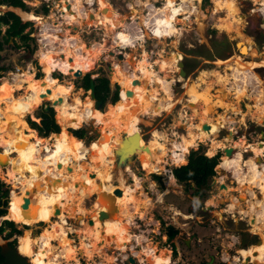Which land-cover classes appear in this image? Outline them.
<instances>
[{
    "label": "rangeland",
    "instance_id": "374dc122",
    "mask_svg": "<svg viewBox=\"0 0 264 264\" xmlns=\"http://www.w3.org/2000/svg\"><path fill=\"white\" fill-rule=\"evenodd\" d=\"M25 1L28 4V8H30L29 10L34 12L36 16L41 17L45 23L48 18L46 15L50 12V9H53L51 13L54 12L53 16L56 18L58 15L56 12L57 5L63 3L62 0H49L48 6H46L44 0ZM167 1L168 0H94L92 4L93 7L90 6V2L84 3L85 9L83 8V11L94 8V10L101 14V17L97 20L98 22L93 21L88 24L71 22L68 17L63 15V19H66V23L63 21L65 28L69 22H71L72 25H77L76 30L69 27L64 30L65 33L69 31L72 35H76L77 39L75 40H77V43L83 42L88 48L92 47L94 43L102 47L91 68L85 69L83 67L81 70V67H78V69L82 71V74L90 72L91 76H97L102 73L108 76L111 91L109 97L101 105L100 109H102L101 111L104 112V114L114 111V116L117 118L116 129L120 137V142L123 134H132L135 131L138 132V147L135 152H133L134 156L130 155L129 163L127 162L126 166H130L132 171L141 177L142 184L141 188H136L129 171L126 172V167V170L123 168L116 170L118 172L122 171V180L125 181V185L132 190L135 188L137 191L126 195V198L119 202L109 204L111 202L108 203L104 201L102 204L103 206L99 208V212L101 210L106 211L108 217L99 220V222L95 220L92 214L86 215L84 213H81L84 217L83 219H80L78 214L77 217H69L70 215L67 213L68 217L63 218L61 214L57 216L52 215L47 221L41 220L32 224H28L24 220L20 222L13 220L15 226L20 229V233H16L15 240L13 241L17 243V248H19L22 243L23 237H29L35 245L33 255L27 256L33 264H41L43 260L41 257V246L44 239H49L50 242L58 248L61 246L62 243L60 240H55L53 238L54 231L50 227V224L58 222L59 220H63L62 222H64L66 228L68 239L65 241L68 243H66L67 245L70 244V246H75L76 248L84 242H88V237L86 236H88L89 233L86 234L84 229L95 230L96 233H98L97 249L100 243L102 245L105 244V241L110 243H106L107 245H103L106 247L101 248L103 254H97L94 253V251L93 255L88 257L87 254L82 255L77 251L75 254H72L71 259L61 254L53 264H67V262L70 264H105V262H108V259L113 264H131L127 259L128 256H133L132 253L136 255V257H133L137 260L132 264H140L139 260H146L148 256L142 248V245H144L146 241L157 244L154 246L156 247L157 255H161L162 253L166 254L168 261H170L169 258H173L168 264H202L203 260L207 261L211 256H214L212 264H236V258L241 255L240 253H243L244 256L241 260L246 258L247 264H250L248 263L250 261L259 264L258 261H256L258 259L257 255L254 253L251 255L249 250L260 248L263 244V238L260 233L254 231L255 227L248 225L245 220L246 218H248L249 221L254 219V223L264 231V176L258 177L253 172L252 175H254V177H252L251 180L253 185L249 186H252L254 193H252V190L249 191V189H241L242 187H240V193L245 195V199H238L237 202V196H234L236 191H233L234 188L236 190L238 186L237 178L233 176V171H222L219 169L220 167H218V165L228 158V155L221 151L226 145L233 146L235 149L233 150L234 156L236 155L239 157V159L242 160L241 162L247 164L251 169L252 166L249 164L251 161L256 164L260 163V161L264 163V137L261 134V130L263 131L262 133H264V101H259L258 98L255 97L256 93H249L250 86H247L250 76L264 81V20H262L263 15L261 12L257 10L258 7L261 6V0H174L176 5L174 4L173 14H178L177 19L173 15L171 17L173 19L170 18L168 21L159 22L156 26L157 28H153L142 38L135 39L139 34V29L141 31V28H146V30L149 31V25L148 27L145 26L142 17H148L150 12H154L152 9L163 7ZM43 6L47 7V11L43 9ZM183 6L184 11L179 13L178 8L180 9ZM7 8L8 5L0 3V11ZM16 11L17 14H20V16L26 20L29 19L26 15L31 14L19 9H16ZM108 11L118 13V15L116 14L117 17L113 14L109 16L107 14ZM41 14L45 16L43 17ZM85 17L87 16H83L81 19ZM60 20L61 18L58 17V21ZM118 20H121L119 26L113 29L112 23H116ZM34 21L35 22L30 21L29 26L37 32V22L36 20ZM44 29L50 30V33L55 34L52 28H49V25L44 27ZM163 33H167V36L163 37ZM118 34H125L126 37L128 36L127 38H130L128 40L129 42L123 44L124 39L119 37ZM15 40V44H13L12 40L9 39L0 50L2 54L0 64L7 67L0 71V84L4 78L12 81L13 78L10 73L14 71L15 65L27 69L25 68L27 62H31V70L32 72H36L39 83L48 82L46 72L43 70L41 61L38 57V51L43 47H38L35 41L29 40L30 48L33 46L31 50L22 45L18 38ZM72 40H74V38ZM246 40L254 41L253 43L259 53L258 55H252L251 53L240 54L238 52L235 41L245 43ZM16 42L21 45L17 46ZM127 44L130 46L127 47ZM131 49L136 56L137 63H139L138 61L144 62V65L148 69L154 68L158 70L159 74L161 73L162 76H165L167 80H169L170 89L172 93L174 92L172 95L174 98L178 99L170 111L163 110L160 114L155 115H152L151 112L141 116L138 113L137 115L132 114L134 121L129 117L131 116V112L129 113L130 106H143L144 96H136L137 102H135V98H133L134 92L128 89V85L124 84V80L120 77L118 70L119 66L128 69L130 62L129 60L121 61L117 59L116 54L119 52L124 54ZM110 51H113L114 54H110ZM236 54L242 55L239 57L240 60L238 61L242 71L250 70L254 72H247V74L244 75L246 79V85H244V87L246 90L241 96H236L235 90L231 88V81L233 78L231 76L229 77V70H227L229 82L228 80H226L227 82H222L215 75V69L225 74L224 69L226 65L223 62L217 63L216 61L230 60L234 58ZM178 60L183 62V68L186 74L179 73L180 67L178 65ZM171 62L174 64H171L169 70L166 64ZM164 68L166 69L162 70ZM73 70L76 69L68 67L67 71L61 68L52 70L51 80L53 84L47 87L50 92L49 94L52 96L50 98L51 101L49 99L41 100L32 112L30 111L25 114L26 121L28 118L34 121L39 120L37 113L40 106L47 103L51 104L52 101L56 100L54 99V89L59 83L66 86L72 84V93H78L82 99L88 100L89 89L85 90L82 86H77L78 83H81V80L79 79L80 76L75 77L72 74ZM112 71H114L113 76H111ZM178 81L179 83H177ZM145 82L146 87L143 88L139 85V91L142 89L145 90L147 94H157L160 97L163 96L160 86L155 83V81L149 82V80H145L142 81V84ZM186 82L188 84L187 88ZM116 84L119 85V90L121 87L120 92L123 96V104L119 106H115L119 100L115 104L110 102V96ZM262 84L264 85L263 82ZM22 92H24L23 89L15 91V95H21L23 94ZM140 93L142 92L140 91L138 94L140 95ZM186 98L189 99L188 102ZM69 100H71V98ZM190 103L194 104V108ZM58 104L59 103L55 104V106L57 107ZM52 106L55 120L61 126V132L57 136L67 138L68 136L62 135L64 129L78 128L85 125L84 122L77 125L74 124V126L63 125V123L59 122L60 119L58 120L57 118V114L60 110L58 111L54 104ZM92 108L94 109L95 115L98 114V111L100 114V109ZM180 112L185 115L183 119ZM32 116L38 117V119H34ZM105 118L106 117L103 118V121L99 120L100 124L94 123L93 129L90 132H86L83 136V141H81V144L86 148L83 158L87 161L82 162V166L86 167V165H90V168L85 169V172L93 182H89L92 192L89 193L86 190L87 186H82V194H80V196L83 198L84 195V197L87 198L86 206L91 207L94 206L93 201L97 200V196H99L97 192L104 175L113 173L112 166H110L109 163L113 162V164H116L114 158L109 157L110 155L108 156L110 159L107 158L106 160L97 159L94 156L95 152L99 149L101 141L103 142L105 133L109 130L107 127L108 124L105 123ZM106 120L111 119L106 118ZM179 121L180 123L195 125L192 133L196 134L194 135L196 144L190 146L189 149H195L197 147L202 148L208 156L213 155L216 150L220 149V162L215 165L216 173L208 179L213 187L202 186L200 190L203 189L201 192H204V194L201 197L191 193L196 187L193 181L189 183H185V181L180 182L174 177L170 182L167 181L169 173L164 172V174L156 175L154 172L152 173L142 166L149 152H152L157 160L161 158L159 160L162 162L165 157L167 164L175 160L169 141L168 143L162 141L160 142L161 144H159L153 139V131H155L154 133L160 132L161 134H167L169 139H180V134L186 138L187 131L183 125L181 126L178 124ZM204 122L209 125L208 130L202 128ZM10 125L0 116V137L6 142H11V138L14 137L17 142L19 141L18 144L23 147L27 142L35 140L34 138H30V134H27V131H24V129L18 130ZM110 125L111 124L108 126ZM9 126L11 127L10 130H8ZM33 131L36 136L43 138L36 130ZM52 134L53 133L50 132L46 135L47 137H45L47 139L52 138ZM40 138L37 137L36 139L41 140ZM55 140L56 139L53 138V140L50 141L52 145L49 144V147L54 145L56 142ZM145 149H148L149 152L145 153ZM253 149L255 151V156H250L253 154ZM188 151L185 152V162ZM0 152L4 153V148L0 147ZM17 154L18 152L14 153L12 156L15 157ZM40 155L42 158L44 157L47 159L49 153L46 149H43ZM258 156H260L262 160L258 161ZM130 162L133 164L130 165ZM163 163L162 166L159 165L156 168L148 167L146 164L144 165L150 169L162 170ZM227 163L228 161L226 160L225 169H227ZM35 165L37 164L35 163ZM70 166L73 168V173L81 172V169L77 168L76 162L75 164L71 163ZM92 166H94V168ZM170 167L173 168L174 164L172 163ZM10 171H13V169L9 166V163H3L0 159V181L3 182V189L7 188L9 192L8 196H2V193H0V213H2V211L6 212L7 207H9L7 213L9 214L11 208L13 182H11ZM26 172L27 175H29L35 171L31 169ZM7 178H9V181L6 180ZM214 179H216V181H214ZM218 179L219 181L223 179L224 182L234 186H230L232 190H228L227 195H224V199H221L222 194L227 191H219V184H216ZM153 180L154 183L151 185V181ZM17 192L19 194L22 193L21 191ZM36 193L29 194L27 190L26 194L23 195L29 202L31 198V204L34 203L35 208L37 206L39 207V205L36 204ZM9 196L10 202L8 206ZM232 198L239 203L238 205L240 207H236L244 209L245 211L248 210L249 206L254 201V208L257 210V215L252 216L244 212L241 213L244 219L233 221L225 211L226 209L224 207L226 206L223 204L221 205L223 202L222 200H231ZM74 201L71 202L74 203ZM23 204L24 203L21 204V208L26 209V205ZM106 204H109V206ZM126 206L134 208V213L123 216V211L127 210ZM207 206H212L213 210L208 212ZM231 211H233L235 215L237 214L235 209ZM111 214L115 215L116 218L118 217L116 229L113 230V233L107 230ZM4 219L5 218H0V224L3 223ZM89 219L94 221L93 225L89 224ZM128 222L131 224L130 228L128 230H122L121 227L123 224ZM169 224L178 229L177 233L170 240L167 239L165 232V227ZM5 228H10V226L4 223L3 231H5ZM2 232L0 233V241L4 240ZM78 232L82 234L81 239ZM136 234H140L141 236H137ZM19 236H21L20 239ZM258 238H260V242L256 241ZM136 239L138 244L136 243ZM235 240H239V245L232 244ZM173 245L179 249V252H177L178 254L173 253V257H171L170 250ZM58 252L59 250L57 249V254H59ZM223 255L228 257L226 258L228 260H222ZM104 256L107 260H105ZM46 260H48V257H45V261Z\"/></svg>",
    "mask_w": 264,
    "mask_h": 264
},
{
    "label": "bare ground",
    "instance_id": "6f19581e",
    "mask_svg": "<svg viewBox=\"0 0 264 264\" xmlns=\"http://www.w3.org/2000/svg\"><path fill=\"white\" fill-rule=\"evenodd\" d=\"M62 2H63L62 7L64 8L62 10L65 11L62 13V17L63 15H65L66 17H68L69 21L71 22H79L82 24L84 23L88 24L89 22L92 23L93 21L98 22L97 20L101 17V14L97 12L96 10H94V8L83 11V8L85 9L84 3L90 2V6H92V4L94 3V0H62ZM174 4H175L174 0H168L163 5V7L152 9V11L154 12L153 13L150 12L148 17H145V16L142 17V20L144 21L145 26L148 27L149 25V31L146 30V28H141V31L139 29V32H138L139 34L136 36L135 39L142 38L143 36L147 35L153 28L154 29L157 28L156 26L159 22L166 21V20L168 21L173 15L177 19L178 14H173ZM261 4H263L262 9H264V0H261ZM12 8L14 9L16 7H12ZM183 8L184 6L180 9L178 8V12L181 13V11H184ZM90 12L92 13L91 17L89 16ZM107 14L109 16H112L113 14L116 17L118 15V13L111 12V11H108ZM83 16H87V17H85L84 19H81ZM26 17L29 19L36 20L37 22L36 24L42 27L43 35L48 36V38H50L51 40L60 39V42L62 41V44H60V46L58 47L47 46L46 49L40 48V50L38 51V57L41 61L43 70L46 72L48 82L39 83L36 76H34V73L24 74L25 71H32L30 67H28L27 69H23V72L21 74L13 73L12 77L15 78L14 81H10L7 78L2 79L1 81V84H0L1 85L0 86V116H2L9 125L11 124L13 127H15V129H18V130L28 129V131H30L31 133L30 138L32 139L34 138L35 140L32 142H27L25 145H23V147H20V145L16 142V140H13L11 142H5V140L2 137H0V147L4 148L5 150L4 153L0 152V159L3 163L4 162L9 163V166L13 169V171H10L11 182H13L12 183L13 192H12V197H11L12 199L11 208H10L9 214L1 216L0 218H9L16 222H20L24 220L26 223L32 224L34 222H38L41 220L47 221L52 215L57 216L59 214H61L63 218L68 217V215H70L69 217H77V214H78L79 218L83 219L84 217L81 213H84L86 215L92 214L95 220L99 222V220H103L108 217V213L102 219L99 218V215H98L99 208L100 206L101 207L103 206L102 204L104 203V201H107L108 203L111 202L109 204H112L113 202H119V201L124 200L126 198V195H129L131 192H136L137 190L135 188L132 190L130 187L128 188L125 185V181L122 180V171H119L117 173L116 172L109 173L107 175H104V178L102 179L100 188L98 189V192H97L99 196H97V200L93 201L94 206L92 207L86 206L87 198H85L84 195H83V198L82 196H80V194H82L81 188L82 186H87L86 190L89 193H91L92 191H91L89 182L92 183L93 181L90 180L89 175L85 172V169H89L90 165H86V167L82 166V162H87L83 158L86 152L85 146H83L82 144L78 142L71 143L67 138L57 136L59 135V133H53L52 138H49V139H47L46 137H43L42 140H37L36 134L33 131L35 130V128L29 126V124L27 123L25 119V114L30 111L32 112V110L36 107L37 104L41 102V100L49 99L51 101L50 98L52 96L49 94L50 92L48 91L47 87L53 84L51 80L52 70L61 68L62 70L64 69V71H67L68 67H72L74 69H78V67H81V70L83 69V67L85 69H89L92 67V64L94 63V61H96L95 58L100 53L102 47L99 44L94 43L92 47L88 48L87 46H85V44H83V42L77 43L76 42L77 40H75L77 39L76 35H72L69 31L66 33L64 32V30H66L68 27L74 30L77 29V25H75L76 27H74L71 22H69L66 25V28L64 27L65 29H63L60 33L54 34V33H50L51 32L50 30H46L48 28L44 29V27L48 26L49 24L47 22L45 23V21L41 17H38L34 15L33 13L27 14ZM120 21L118 20L116 21V23L113 22L112 28L116 29L119 26ZM52 23L53 25L57 26L58 24H60V21L52 22ZM56 26L54 27L56 28ZM118 35L119 37H122L124 39L123 44H126L129 42L128 40L130 38L128 39L127 38L128 36L126 37L125 34H118ZM73 38L74 40H72ZM253 42H254L253 40H249V41L246 40L245 43L239 41L238 46H236V48L238 49V52L240 54H250L251 53L252 55H258L259 53L256 50ZM126 46L128 47L130 45L127 44ZM241 56L242 55L236 54V56L234 58H231L230 60L216 61L217 63L223 62L227 66L225 65V69L223 68L225 70V74L224 72L221 73L215 69V75L222 82L226 81L228 80L227 70H229L230 72L229 77L231 76L233 78L231 81V88L235 90L236 96L243 95L246 90L244 87L246 83L245 81L246 79L244 75L247 74V72L245 70L242 71L239 65V62H238L240 60L239 57ZM117 59L121 61L129 60L130 62V64L127 62L129 64L128 69L123 68V66H119L118 70H119L120 77L122 78V80H124V84L128 85V89L134 92L133 98H135V102H137L136 98L138 96H144L143 106H140V105L130 106L129 111L131 112V114L137 115L138 113L141 116V115H145L148 112H151L152 115H155V114H160L163 110L165 111L171 110V108L178 101V99L174 98V96L172 95L174 92L172 93V90L170 89V86H169V80H167L165 76H162L161 73L159 74V71L154 68L148 69L144 65V62L138 61L139 63H137L136 56L134 52L132 51V49L124 53L123 57L121 58L117 57ZM171 64H174V63L171 62L169 64H166L167 69L170 68ZM165 69L166 68L162 70H165ZM113 75H114V71L111 72V76ZM145 80H149V82L155 81V83H157L160 86V90L161 92H163V96L160 97L157 94H147L145 90H142V89H140L142 93H140L139 95L138 94L140 92L139 85L145 88L146 82L142 84V81H145ZM256 80L259 83H261V87L260 89H258V92L256 93L255 97H257L259 101H264V85L262 84V82L264 83V81L261 79H256ZM187 86L188 84L186 85V88ZM20 89L24 90V92H22L23 94L18 95V96L15 95V91H19ZM72 89H73L72 84H70V86H66L61 83H59L54 89V99L61 97L60 101H56L54 103V106L55 104L59 103L57 107L55 106V108L57 110H60V113L62 114V116L66 117L67 119L70 118L68 122L67 120L65 121L64 125L66 126L67 123H70V125H74V124L77 125L79 123H82L85 120H88L89 118H92L94 122H97L98 120L103 121L104 120L103 118L105 117L104 113L102 114L100 113L101 115L100 114L95 115L94 113V109L92 108L94 107L93 105L94 99L91 96L88 97V100L82 99L78 95V93H72ZM70 98L71 100H69ZM121 99H122V95L120 92V100ZM186 101L188 102L189 99L186 98ZM192 105L194 108V104ZM94 108L100 109L97 107H94ZM113 113L114 111H110L108 114V118H110L111 120L105 119V123H107L108 125L109 124L111 125L110 126L107 125L109 130L105 133L103 142L101 141L99 145V149L95 152L94 156L97 159L106 160L108 156L112 153L113 148L116 147L120 143V137L116 129L117 121ZM184 116L185 115L183 114L181 115L182 119L184 118ZM32 118L38 119V117L36 118L34 116H32ZM178 124L183 125L187 131L186 138L180 134L181 140L180 139H169L167 134L166 135L161 134L160 132L154 133L155 131H153V139L159 144H161L160 142L162 141L166 143H168L169 141V144L171 145V149L174 153L173 158L175 159V160H172V162L176 164L183 163L185 160V152L189 150L190 146H193L196 144V141L194 139V135L196 134L192 133L194 131L193 127L195 125L194 124L188 125L187 123H180V121ZM2 127H5V126H2ZM10 128L11 127L9 126L8 130H10ZM208 129L209 128H206L205 130H208ZM67 134H68V128L64 129L62 132L63 136H67ZM53 138H56L55 140L56 144H55L54 149L49 153V156L47 159H45L44 157L42 158L40 155L42 150L44 149L45 146H48L50 144V141L53 140ZM177 149H179L180 152H177ZM16 152H18V154L15 157H13L12 155ZM147 152H149V150L145 149V153ZM252 152L253 154L250 156H255L254 149L252 150ZM233 153L230 155L225 153L226 155H228V158L220 162L218 167L222 168L223 171L224 170L233 171L232 172L233 176L237 178V182H238L237 189L238 190H240V187H242L241 189H245V188L247 189L249 187V181H251L252 177H254V175H252L253 172L258 177L264 176V163L260 161L262 159H257L258 161H260V163L258 164L251 161L249 163L252 166V169H251L247 164H243L241 162L242 160H240L239 157H237L236 155L234 156ZM147 158H146L147 160L145 159V163L148 167H152V168H156L159 165L162 166V163L164 162L162 170L152 169L155 173L159 172V174H164L165 169H166V164H167V160L165 159V157L163 158L164 161L162 162L159 159L157 160L152 152H149V154L147 153ZM226 160L228 161L227 166H226L227 169H225ZM75 162H76L77 168L81 169V172H74V173L72 172L73 168L70 165L71 163L75 164ZM35 163L37 165H35ZM63 163L65 164V166ZM67 166H70L71 168L67 169ZM92 167L94 168V166ZM31 169H34L35 172L27 175L26 171H29ZM126 169L124 170L129 171L131 173L130 166L127 165ZM132 178L134 181V185H136V188H141L142 183H141L140 177L133 173ZM173 178H174V175L170 174L167 178V181H170V180L172 181ZM114 179L118 180V186H116L115 183H113ZM6 180L9 181V178H7ZM219 182H224V180L220 179ZM228 186L229 185L226 184L225 187H221L219 190L228 191L229 189H231ZM115 187H119L121 189L120 194L115 195L112 193V190ZM27 190L29 194L37 192L36 193V204L39 205V207L37 206L35 208L34 203L31 204V198L29 202L23 197V195L26 194ZM17 191H21L22 193L19 194ZM239 199H245V195L240 194ZM71 201H74V203H72ZM230 201L231 200H229L228 202L230 203ZM9 202H10V196H9ZM22 203L26 205V209L21 208ZM109 204H106V205L109 206ZM55 208H58L57 213H55ZM126 208L127 210H124L122 213L123 216L126 214L131 215L134 213V208L130 206H126ZM207 208L209 209L210 206H207ZM8 210H9V207H8ZM117 219L118 217L116 218L115 215L113 214L110 215L109 225L107 226L108 232L112 231L111 233H113V230L116 229ZM62 221L59 220L58 222L50 224V227L54 231L53 238L55 240H60L62 244L58 248L57 246L53 245L49 239L47 238L44 239L42 242V246H41L42 247L41 257L43 258L41 264H53L55 263V260L57 259V257H59V255L61 254L64 255L66 258L70 257L71 259L72 254L73 253L75 254L77 251L82 255L87 254L88 257H91L93 255V252L95 251V248L97 247L98 233H96L95 230H90V229L89 230L84 229L86 234L89 233V235L86 236L88 237V242H84L82 245H79V247H76V248L75 246H70V244L67 245L68 243L65 240H67L68 237L66 233V228L64 226V222ZM93 223H94L93 220L89 222L90 225H93ZM251 223H254V219L251 220ZM130 225H131L130 222H128V223L123 224L121 228L122 230H128L130 228ZM144 246H146L145 253L148 256L146 260L138 259L140 264H168L169 262H171L172 258H169L170 261H168L167 255L164 253H162L159 256L155 255L156 247H154L155 245L153 246L152 242L148 241V243L144 244ZM34 247L35 245L33 244V241L29 237H23L22 243L20 244L18 251L23 255L32 256L34 253ZM57 249L59 250L58 252L59 254H57ZM253 253L257 255L258 259L256 261H258L259 264H262V263L264 264L263 262L264 261V251L260 252L259 253L260 255H259L256 249H253ZM132 255L136 257L134 253H132ZM45 257H48V260L45 261ZM135 261L137 260L135 259ZM107 263L113 264L111 261H109V259H108V262H106L105 264ZM30 264H32L31 261H30ZM67 264H70V263L67 262ZM252 264H255V263H252Z\"/></svg>",
    "mask_w": 264,
    "mask_h": 264
},
{
    "label": "trees",
    "instance_id": "16d2710c",
    "mask_svg": "<svg viewBox=\"0 0 264 264\" xmlns=\"http://www.w3.org/2000/svg\"><path fill=\"white\" fill-rule=\"evenodd\" d=\"M0 3L5 4V5L18 6L19 8H16V9H19V10L23 9L28 12L30 11L29 10L30 8H28V4L24 0H0ZM43 9L47 11L46 6H43ZM29 24H30L29 20L23 21L20 15L11 9H6L2 11L0 13V50L4 47V44L9 41V39H11L13 44H15L16 38H18L21 41L22 45L26 46L27 49L32 50L33 46L30 48L28 41L33 40V38L29 36L28 31H24L25 27ZM2 26H4V29H2ZM16 45L19 46L21 44L16 42ZM1 57H2V54L0 53V58ZM5 67L6 66H4L3 64H0V71L3 70ZM0 76H1V72H0ZM91 77L92 76L90 72L83 73L79 77V79L81 80V83H78L77 86H82L85 90L89 89ZM93 82H94L95 96L97 99H101L102 104H103L109 97V94L111 91L109 78L107 75L102 73L100 75L94 76ZM120 90H121V87H120ZM120 90H119V85L116 84V87L112 91V94L110 96V102L113 104H115L119 100V102L115 106H119L123 104V101H122L123 96H122V99L120 100ZM37 116L39 117L38 121H34L29 118L27 119V121L29 122L31 127L37 129L39 134H41L43 137L48 135L50 132L55 133L56 131H58L57 133L60 134L61 126L55 120L53 106L46 108L45 105L42 104L37 113ZM129 117L134 121V117L132 114ZM57 118L58 120L60 119L59 122L63 123V125L65 124V121L67 120L66 117L62 116L60 111L57 114ZM68 131H69L70 136L74 140H83L84 139L83 136L86 133V130L82 126L78 128H69ZM37 137L40 138L39 136ZM219 151L220 150H217L213 155L208 156L206 155L205 151L202 148H199V147L195 149L190 148L189 152L187 153L186 162L184 160L182 164L174 166L172 168L174 177L180 182L185 181V183H189L190 181H193L196 187L192 190L191 193L198 197L203 196V192H201L200 194L198 193L201 187L207 182V180L216 173L215 165L220 162L219 160L220 152ZM2 184L3 182L0 181V193H2L1 194L2 196H8V193H9L8 189L7 188L3 189ZM8 206H9V201H8ZM7 213H8V207H7L6 212L2 211V213H0V217L6 215ZM4 223L10 226L8 234H11L14 232L20 233V229L15 226V222L7 218L4 219L3 223L0 224V232L4 230ZM165 228H166L165 232H166L168 240L172 239L178 230L176 227H174L171 224L167 225ZM20 237L21 236H19V239ZM173 253H177L175 250V245H173ZM202 264H206V260H203Z\"/></svg>",
    "mask_w": 264,
    "mask_h": 264
},
{
    "label": "water",
    "instance_id": "95a60500",
    "mask_svg": "<svg viewBox=\"0 0 264 264\" xmlns=\"http://www.w3.org/2000/svg\"><path fill=\"white\" fill-rule=\"evenodd\" d=\"M69 6V5H67ZM12 7V5H8V8L7 9H11L13 11L16 12V10H14ZM6 10V9H5ZM4 11V10H1L0 13ZM89 16L91 17L92 16V13L90 12L89 13ZM262 20H264V17L262 18ZM74 27H76L75 25H73ZM72 26V27H73ZM238 42L239 41H235V45L238 46ZM110 54H114L113 51H110ZM116 56L118 58H121L124 56L123 53L119 52L116 54ZM178 65H179V73L180 74H186V71L184 70L183 68V62L181 60H178ZM75 77H79L82 75V71L80 69H76L73 71L72 73ZM93 77H91L90 79V84H89V96H91L93 99H94V107H97V108H101V105H102V100L101 99H97L96 96H95V91H94V82H93ZM179 83V81L177 82ZM61 100V97H58L56 100L52 101L51 104H45V107L46 108H49L50 106H52L56 101H60ZM85 123V125L83 126L84 129L86 130V132H90L93 128V125H94V121L92 118H89L88 120H85L83 121ZM182 126V125H181ZM202 128H209V125L204 122L202 124ZM58 131H56L55 133H57ZM263 131L261 130V134L262 136L264 137V133H262ZM138 137H139V134L137 131L133 132L132 134H123L122 135V138H121V142L114 148V161L116 163V167L117 169L119 168H122V166H124V164L126 163V161L128 160V157L131 155V156H134V153L136 148L138 147ZM224 152L228 155L232 154L233 153V150H234V147L232 146H226L224 147ZM257 159H262L260 156L257 157ZM71 167L70 166H67V169H70ZM223 171L222 168H219ZM214 181H216V179H214ZM226 185L223 183V182H219V187H225ZM112 193L113 194H120L121 193V189L119 187H115L113 190H112ZM201 193V190L199 191L198 194ZM26 203V202H25ZM24 205V204H23ZM58 212V208H55V213ZM107 215V212L104 211V210H101L99 212V218H103ZM92 220L89 219V222H91ZM257 242L260 241V238H258L256 240ZM2 246V250H1V254L4 255L6 257L7 260H10L9 261V264H30V262H28L27 260V256L26 255H23L21 254L20 252L16 251L15 250V247H12L9 251H6L5 250V243H2L1 244ZM214 259V256H211L209 260L206 261V264H212V261ZM128 262L130 263H134L135 262V259L133 256H128V259H127Z\"/></svg>",
    "mask_w": 264,
    "mask_h": 264
},
{
    "label": "built area",
    "instance_id": "2783aa9c",
    "mask_svg": "<svg viewBox=\"0 0 264 264\" xmlns=\"http://www.w3.org/2000/svg\"><path fill=\"white\" fill-rule=\"evenodd\" d=\"M25 1V0H24ZM26 2V1H25ZM44 3H45V5L46 6H48V3H49V0H44ZM261 3V2H260ZM262 7H263V4H261V6H259L258 7V11H260L261 12V14L264 16V9H262ZM63 9V7L61 6V7H59L58 5H57V13H58V15H57V17L56 18H54V12H52L51 13V11L53 10V9H50V12L46 15V17H48L47 18V20H46V22L49 24V27L50 28H52V30L55 32V33H60L63 29H64V27H65V24L63 23V21L66 23V19H63V17H62V13L63 12H65L64 10H62ZM40 14V13H39ZM42 15V14H41ZM43 17L45 16V15H42ZM58 17H60L61 18V20H60V24L59 25H53V23L52 22H57L58 21ZM22 18V17H21ZM23 19V18H22ZM26 19H23V21H25ZM29 20V19H28ZM29 21H33V22H35L33 19H31V20H29ZM59 22V21H58ZM34 25V24H33ZM54 26H56V28L54 27ZM25 31H28V33H29V36H31V38H33V41H35L36 42V44H38V47H43L44 49H46V47L47 46H52V47H58V46H60V44H62V41L60 42V39H57V40H51L50 38H48V36H45V35H43L42 34V27L41 26H38L37 25V32L31 27V26H29V25H27L26 27H25ZM35 48H36V46H35ZM28 67H30L31 69H32V65H31V62H27L26 63V67L25 68H28ZM23 72V68H21L19 65H15V67H14V71H11V73H10V75H12L13 73H22ZM34 76H36V72L34 71ZM11 78V77H10ZM248 83L249 84H247V86L249 85L250 86V89H249V93H257L258 92V89H260V87H261V83H259L257 80H256V78H254L253 76L251 77H249V79H248ZM245 85H246V83H245ZM220 150V149H219ZM217 151V150H216ZM221 151H223L224 152V150H223V148L221 149ZM177 152H180V150L179 149H177ZM173 162L171 161L170 163H168L167 164V166H166V169H165V172L166 173H169V175L170 174H173V172H172V168L170 167V165L172 164ZM174 164V166H177V165H180V163H178V164H176V163H173ZM168 165H169V167H168ZM168 175V176H169ZM135 219V218H134ZM134 221H136V220H134ZM248 223L251 225V223H250V221L248 220ZM232 244H238L239 245V240H235ZM175 250H176V252H179V249H177V247L175 248ZM178 254V253H177ZM173 255V248L171 249V257H173L172 256ZM227 257L226 256H222V260H227L226 259ZM242 259V257H237L236 258V264H247L245 261H244V259L243 260H241ZM234 263V262H233ZM248 263H250V264H252V261H250V262H248ZM174 264V263H173Z\"/></svg>",
    "mask_w": 264,
    "mask_h": 264
},
{
    "label": "flooded vegetation",
    "instance_id": "af4514ba",
    "mask_svg": "<svg viewBox=\"0 0 264 264\" xmlns=\"http://www.w3.org/2000/svg\"><path fill=\"white\" fill-rule=\"evenodd\" d=\"M59 7H61L62 6V4H60V5H58ZM20 15V14H19ZM21 17V16H20ZM22 19V18H21ZM171 19H173V18H171ZM170 20V19H169ZM68 29V28H67ZM167 34V33H166ZM165 33H163V37H165V36H167ZM213 176V175H212ZM211 176V177H212ZM210 177V178H211ZM248 181H249V179H248ZM225 185L227 184V185H229L228 187H230L231 185L230 184H228V183H226V182H223ZM216 184L218 185L219 184V181H217L216 182ZM249 185H253V183L251 182V181H249ZM204 187H209V186H212L213 187V185H211L210 183H209V180H207V182L203 185ZM231 187H234V186H231ZM218 188L220 189V187L218 186ZM247 189H249V191L250 190H252V193H254V191H253V189H252V186H249ZM203 190V189H202ZM201 190V191H202ZM229 190H232V188L231 189H229ZM219 191H221V190H219ZM233 191H236L235 192V197L237 196V202H238V197H239V195L241 194L240 193V191L241 190H235V188H234V190ZM227 193H228V191L226 192V193H223L222 194V197H221V199H224L225 198V196L224 195H227ZM238 193H239V195H238ZM203 194H204V192H203ZM233 196V197H234ZM234 197V198H235ZM234 198H232L231 199V201H230V203L228 202L230 199H228V200H222L223 202L221 203V205L223 204V205H225L226 207H224L226 210V212L229 214V217L233 220V221H235V220H239V219H244L243 218V216L241 215V213H244V212H246L245 214H249V215H257V210H256V208H254V201L251 203V205L249 206V208H248V210H244V209H239V208H237V207H240L238 204L239 203H237L235 200H234ZM240 200V199H239ZM227 205H228V207H227ZM237 206V207H236ZM229 208V209H228ZM232 209H235L236 210V215H235V213L233 212V211H231ZM213 210V208H212V206H210V208L208 209V212H210V211H212ZM246 216V215H245ZM252 219V218H251ZM248 218H246V222L248 223ZM250 223H251V221H250ZM248 225H250L249 223H248ZM251 226H254L255 227V229H254V231L255 232H257V233H260L261 234V236H262V238H263V244L261 245V247L260 248H258V249H256V251L258 252V254L260 253V252H262V251H264L263 250V246H264V231H263V229H260L255 223H251ZM9 229L10 228H5V231H3L2 233H3V238H4V240L3 241H0V264H9V261L10 260H7L6 259V257L4 256V255H2L1 254V250H2V246H1V244L2 243H5V245H6V247H5V250L6 251H9L12 247H15V250L16 251H18V248H17V243L16 242H13L14 240H15V237H16V233L14 232V233H11V234H8V231H9ZM1 233V232H0ZM0 238H1V236H0ZM2 238V239H3ZM6 240V241H5ZM173 248V247H172ZM175 248H176V246H175ZM19 252V251H18ZM249 253L252 255V253H253V250H249ZM260 255V254H259ZM260 258V257H259ZM27 260H28V262H30L29 260L30 259H28V257H27ZM33 264V263H32ZM263 264V263H262Z\"/></svg>",
    "mask_w": 264,
    "mask_h": 264
},
{
    "label": "crops",
    "instance_id": "0c3cea01",
    "mask_svg": "<svg viewBox=\"0 0 264 264\" xmlns=\"http://www.w3.org/2000/svg\"><path fill=\"white\" fill-rule=\"evenodd\" d=\"M14 7L18 8V6H14ZM16 8H14V10H16ZM20 9H21V7H20ZM21 10H23V9H21ZM23 11H25V10H23ZM16 12H17V11H16ZM25 12H28V11H25ZM28 13H33L34 15H36V14H35L34 12H32V11H29ZM22 18H23V17H22ZM22 20H23V19H22ZM2 29H4V26H2ZM24 31H25V29H24ZM260 54H262V53H260ZM246 72L252 73V71H250V70H247ZM25 73L33 74L34 72H32V71H25L24 74H25ZM12 78H13L12 81H14L15 78H14V77H12ZM36 78H37V77H36ZM120 103H122V102H120ZM116 112H117V111H116ZM100 113L102 114V113H104V112H102V111L100 110ZM98 114H99V111H98ZM101 114H100V115H101ZM108 114H109V113L105 114V117H106V118H108ZM113 114H114V113H113ZM115 114H116V113H115ZM114 117H115V116H114ZM106 118H105V119H106ZM66 119H67V118H66ZM116 120H117V118H116ZM67 121H69V119H67ZM100 122H101V121H100ZM27 123H28V122H27ZM94 123H95V124H97V123L100 124V123H99V120H98L97 122H94ZM28 124H29V123H28ZM10 126H11V125H10ZM29 126L31 127L30 124H29ZM67 126H74V125H70V123H68ZM92 129H93V128H92ZM35 130H36V132L38 133V131H37L36 128H35ZM24 131H27V134H31V133L28 131V129H24ZM20 135H21V134H20ZM67 136H68V137H67L68 140H69L71 143H73V142H78V143L81 144V141H83V140H74V139L70 136L69 131H68ZM36 138H37V136H36ZM56 138H57V137H56ZM56 138H55V139H56ZM17 139H18V138H17ZM13 140H16V139H15L14 137H12L10 141H13ZM30 140H31V139H30ZM41 140H42V139H41ZM5 142H6V141H5ZM16 142H17V141H16ZM18 142H19V141H18ZM18 142H17V143H18ZM55 143H56V142H55ZM55 143H54L53 146H50V147H49V145H48V146H45L44 149H46V150L48 149L47 152L50 153V152L54 149V147H55ZM50 145H52V144H50ZM82 145H83V144H82ZM83 146H84V145H83ZM20 147H21V146H20ZM109 157H113V158H114V151L110 154ZM109 157H108V159H110ZM156 157H157V154H156ZM158 159H161V158H158ZM129 160H130V159H129V157H128V160L126 161V163L124 164V166H122L123 169H125L127 162L129 163ZM132 164H133V163L131 162L130 165H132ZM144 164H146L145 161L142 163V166H143L144 169H147V170H149V171L152 172V173L154 172L152 169L147 168V167H146L147 165L145 166ZM109 165L112 166L111 168H112V172H113V173H114V172H118V171H116V170H118L117 167H116V164H113V162H111V163H109ZM130 170H131L132 173L136 174L134 171H132L131 167H130ZM126 172H128V171H126ZM129 173H130V172H129ZM132 173H130L131 177H132ZM154 174L159 175V172H157V173L154 172ZM136 175H138V174H136ZM138 176H139V175H138ZM125 177H126V176H125ZM139 177H140V176H139ZM140 179H141V177H140ZM114 180H115V181H114ZM114 180H113V183H115V185L118 186V181H117L116 179H114ZM132 180H133V178H132ZM151 182H152V183H151V185H152V184L154 183V180L151 181ZM170 182H171V180H170ZM132 204H133V203H132ZM74 228H77V227H74ZM78 233H79V232H78ZM79 234H80V239H81V238H82V234H81V233H79ZM136 235L139 236L140 234H136ZM140 236H141V235H140ZM150 242H151V241H150ZM106 243H110V242L105 241V244H103V245H107ZM136 243L138 244L137 239H136ZM147 243H148V241H146L145 244H147ZM152 244H153V246H154V245H155V246L157 245V244H155V243H152ZM103 245L100 243L99 246H98L99 248L97 249V247H96L94 253L101 254V253L103 252V250H101V248L106 247V246H103ZM142 248H143V250H145V249H146V246L142 245ZM166 251H167V250H166ZM170 251H171V250H170ZM98 252H99V253H98ZM156 253H157V252H156ZM156 253H155V255L157 256ZM102 254H103V253H102ZM240 254H241V255H240L239 257H242V258H243V257H244V256H243V253H240ZM104 255H105V254H104ZM158 256H159V254H158ZM104 258H105V256H104ZM172 259H173V258H172ZM172 259H171V260H172ZM105 260H107V258H105ZM244 260H246L245 262L247 263V259L245 258ZM263 262H264V261H263ZM105 263H106V262H105Z\"/></svg>",
    "mask_w": 264,
    "mask_h": 264
},
{
    "label": "clouds",
    "instance_id": "9594fccd",
    "mask_svg": "<svg viewBox=\"0 0 264 264\" xmlns=\"http://www.w3.org/2000/svg\"><path fill=\"white\" fill-rule=\"evenodd\" d=\"M9 195V194H8ZM6 219V218H5Z\"/></svg>",
    "mask_w": 264,
    "mask_h": 264
}]
</instances>
